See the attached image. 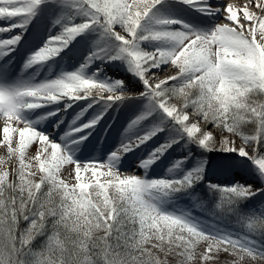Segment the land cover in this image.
<instances>
[{
  "label": "snow or ice",
  "instance_id": "snow-or-ice-1",
  "mask_svg": "<svg viewBox=\"0 0 264 264\" xmlns=\"http://www.w3.org/2000/svg\"><path fill=\"white\" fill-rule=\"evenodd\" d=\"M186 9L209 26L177 15ZM28 38L22 72L81 41L91 50L41 82L0 72V264H264V200L240 207L264 193V0H0V60ZM97 61H123L135 81L100 79L102 65L89 74ZM125 100L143 105L119 145L103 160L74 159L68 145L98 126L107 133L110 110ZM35 109L41 120L58 116L55 127L75 115L57 141L27 118ZM190 144L203 152L194 157ZM174 145L187 151L168 171L183 174L149 178ZM136 149L143 174L121 166ZM210 151L251 161L259 182L205 180L200 157ZM201 181L216 197L212 215L234 217L239 231L208 230L190 211L160 206L161 195L179 193L203 208Z\"/></svg>",
  "mask_w": 264,
  "mask_h": 264
},
{
  "label": "bare ground",
  "instance_id": "bare-ground-1",
  "mask_svg": "<svg viewBox=\"0 0 264 264\" xmlns=\"http://www.w3.org/2000/svg\"><path fill=\"white\" fill-rule=\"evenodd\" d=\"M232 2L234 4H238L242 6L243 4L247 3L248 0H232ZM178 13L184 14L181 18L187 21L188 23L194 25L195 27L203 28L201 24H204L206 27L209 26L205 22L206 18H204L201 13H199L198 11L194 9L179 10ZM87 35H91L92 39L95 38L94 34H87ZM30 42H31V39L28 38L27 44ZM22 44H23L22 47H24L26 43L22 41ZM152 44L153 42L145 41L146 47H151ZM22 47L18 48L15 53V56L18 58V60L20 58L23 59L25 57L23 53L19 52V49H21ZM90 50H91V39L87 41H81V43L75 44L74 46L70 45V49H65L63 54H66V55L71 54L72 56H78V57L80 56V59L82 62L83 61L82 56L83 57L86 56ZM22 62L24 63L23 60ZM120 62L121 64H119ZM97 65H102V70L100 73L107 72L108 74H110L109 75L110 77H113V79L126 80V82L130 84L135 81V77L133 76L132 73L128 72L127 67L123 61H109L107 62V64H103L102 61H97L95 66L94 64L91 65V66H94L93 70H96ZM123 65L125 67H123ZM28 71H33V73L35 74L33 82H41L45 79L42 70L36 71L33 68H29L23 71V76L28 75ZM112 74H114V76H112ZM8 78L10 80H16V78L13 75H9ZM137 87H139L138 84H137ZM142 105H143V101L125 100V102L119 105L118 108H116L115 110H110L111 116L115 117V120L112 121V126L108 128L107 133H105L103 129L98 126V130L94 132L92 136L88 137L86 141L78 145L69 144V149L75 150L73 158L80 160V161L91 160L93 158L103 160L106 157L104 153V148L108 147L107 144L110 141H115L117 139V135H115L117 132H121V134H123L124 128L127 127V124L129 120L132 118L134 111L138 107H142ZM48 107H49V110H52L55 106H48ZM76 111H79V109H76ZM63 115H64V122L59 127H57L56 131L53 133V138L56 139L57 141H59L57 134L58 133L63 134V132L68 129V125H69L68 120L71 121L72 117L75 115V112L72 109H69V111L67 113H64ZM28 119L30 121H33L30 118ZM57 119H58V116L48 117L47 119H43V120H41L39 117L37 121H34V122L38 130L48 132L50 129V125L52 123H55ZM115 121H117V123H114ZM104 126L107 127V125H104ZM99 133L102 134L100 138L101 141H99L96 138L98 136L97 134ZM0 135H2V132H0ZM188 150L193 151L194 157H197L198 154L202 152L194 144H190L188 146ZM186 151L187 150L183 148H179L174 145L173 148L170 149L169 152L166 153L163 157L168 156L170 158V163H171L175 159H179L182 155L186 154ZM217 154L219 156H223L218 160L215 166L218 172H216L213 166L210 167L211 169L208 170V163H207L205 165V180L220 181L219 178L221 177V175L222 176L227 175L232 179L244 178L243 180H241V183L243 182L250 183L253 180H256L257 182H259L258 177L255 172V166L251 164V161H247L246 163H237L236 160L242 159V158H238L236 153L218 152ZM200 158H206L208 161L209 156H205V154H203V157H200ZM195 163H196V160L190 157L189 160L185 162V169L195 166ZM123 165L124 164L121 163L122 168L126 169V167ZM154 169L156 171L155 175H159V176H166V175H172V174L178 175L177 173H179L176 171L171 174L169 173V171H165L162 168H158V167H155ZM82 176H84L85 181H87L88 177L90 176V173H82ZM253 199H254L253 202L257 204V201L264 200V193H258L257 196L253 197L251 200Z\"/></svg>",
  "mask_w": 264,
  "mask_h": 264
},
{
  "label": "rangeland",
  "instance_id": "rangeland-1",
  "mask_svg": "<svg viewBox=\"0 0 264 264\" xmlns=\"http://www.w3.org/2000/svg\"><path fill=\"white\" fill-rule=\"evenodd\" d=\"M173 2H174V0H173ZM177 15L182 17L184 14L177 12ZM26 58H27V56H26ZM61 59H62L61 55H59V57L57 56L53 60V62L51 63L52 64L51 67L49 69H47V74L49 73L52 75L48 79L55 78V76L58 75V73L60 72L58 61ZM48 63L50 64V62L48 61V62L42 64V66H45ZM68 68H70V66ZM74 68H76V67H74ZM199 150H201L203 152L202 149H199ZM215 153H217V151H210V152H206L204 154H205V156H208V155H215ZM0 154H2V153H0ZM162 158L163 157H161V159L159 161L155 162V164H153L150 167H158V168H162V169H165L166 171H168V169L170 168V166L172 164V163L169 164L170 158L166 157V158H164V160H162ZM209 169H211V168L209 167ZM174 171H182V170L177 169ZM179 174L182 175L183 171H182V173H179ZM154 177H160V176L157 175V176H153V177H149V178H154ZM85 182H87V181H85ZM213 182H216V181H213ZM216 183H218V182H216ZM194 194H198L199 198L201 200H203V202H204L203 208H197L195 206V202L192 201V199L190 197L183 196L179 193L175 194L173 196H170V197H165V196L161 195L159 198V204L166 211H176L178 209L190 211L192 213L193 217L197 221L202 222V227H204L205 229L212 230L213 228H220V229H224V230H228V231H232V232L239 231V228H238L237 224L235 223L234 217H232V216H223L222 217V216H219V214L212 215V212L214 210V206L216 203V197L211 196L207 193L205 181H201L200 183H198L197 185L194 186ZM253 201H254V199L251 201L245 200L240 206L241 209L245 212H248L252 209H258L259 206L255 207L256 204Z\"/></svg>",
  "mask_w": 264,
  "mask_h": 264
}]
</instances>
